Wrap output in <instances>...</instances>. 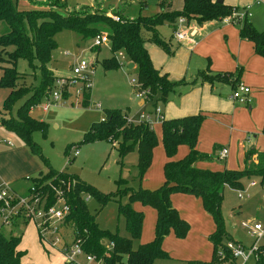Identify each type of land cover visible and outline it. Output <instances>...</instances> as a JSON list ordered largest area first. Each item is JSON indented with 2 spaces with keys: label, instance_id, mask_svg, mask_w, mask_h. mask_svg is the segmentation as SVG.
Returning <instances> with one entry per match:
<instances>
[{
  "label": "trees",
  "instance_id": "trees-1",
  "mask_svg": "<svg viewBox=\"0 0 264 264\" xmlns=\"http://www.w3.org/2000/svg\"><path fill=\"white\" fill-rule=\"evenodd\" d=\"M16 1L18 0H0V22H4L7 27V31L0 35V62L8 65L2 68L0 75V87L8 89L2 110L9 114L14 103L20 99L24 100L16 109L15 116L0 118V124L3 129L15 134L45 168V172L37 173L39 179L31 178L33 180L31 185L36 195L45 200L47 198L49 205L54 201V189L62 191L64 200L70 208L65 224L71 227L73 225L72 229L77 233L76 238L83 253L93 256L97 264H152L155 260L168 258L161 248V243L170 232L175 239H183L189 229L188 224L171 206L170 195L190 194L200 199L204 212L213 222L214 229L207 236L211 246L209 260L186 261L184 264L216 263L215 255L218 248L223 241L231 239L224 233L220 214L223 189L227 187L241 190L242 179H255L259 185H264V152L246 150L241 170L198 169L194 167V163L211 159L194 148L202 116L196 114L161 120V143L164 155L168 159L162 168L163 184L152 191L140 187L134 190L124 187L114 193L102 194L77 176L50 168L40 155L37 145L31 140L32 132L36 129L43 132V128L41 122L35 121L29 112L33 105L44 101L49 89H52L46 87V84L54 78L46 65L50 52L56 47L54 37L57 33L66 30L76 33L81 38L91 39L103 34L112 54L110 58L101 60L100 65L103 70L118 69L121 62L115 58V55L123 54L128 63L135 67L136 81L140 89L148 91L144 100L154 109L156 104L165 103L167 96L175 88L184 84L193 85L195 81L186 83L183 80H168L165 74L159 73L152 66L144 43L150 42L168 53V45L157 34L159 25L166 24L173 30L174 23L179 17L187 23L192 21L195 24L217 21L227 16L231 7L217 3L216 0H182L179 10L170 11L168 9L171 0H157L159 8L157 13L130 18L122 9L109 7L104 11L94 5L67 7L64 0H47L41 3V9L20 11L16 8ZM28 1L35 2V0ZM114 18L118 20L115 21ZM237 26L239 37L250 41L254 53L264 58V28L261 31L256 30L249 20H244ZM144 33L147 37L143 35ZM7 47H12V50L6 51ZM19 59L25 60L31 68H35V62L38 63L40 82L37 86L26 87L18 83L21 77L15 66ZM200 75L204 78L201 82L218 81L229 84L231 89L238 83L239 76L238 72L206 75L204 71L199 72ZM66 96L67 93L63 90L60 93V100ZM80 98L81 104L86 106L89 92L83 86L80 88ZM103 114L104 117L99 122L90 125L80 144L105 141L112 145L120 159L135 151L134 178L140 180L150 164L152 149L156 145L152 129L145 123H128L126 113L119 109L104 110ZM260 132L264 135V118ZM179 145L186 146L187 154L178 161L170 160ZM253 156L254 161H252ZM121 182H123L121 179L116 181L118 184ZM84 195L93 198L99 208L107 201H115L116 216L121 220V228L113 232L100 229L94 215L87 211ZM122 196L126 197L125 202H121ZM134 203L150 207L155 211L153 237L145 244H137L142 212L132 207ZM23 224L26 222L14 221L11 226ZM10 233L5 234L0 230V264H26L23 262L24 253L18 248L19 235Z\"/></svg>",
  "mask_w": 264,
  "mask_h": 264
},
{
  "label": "rangeland",
  "instance_id": "rangeland-1",
  "mask_svg": "<svg viewBox=\"0 0 264 264\" xmlns=\"http://www.w3.org/2000/svg\"><path fill=\"white\" fill-rule=\"evenodd\" d=\"M44 1L47 0H35L34 3L28 0H18L15 2V5L18 10H37L41 9V3ZM144 1L148 6L147 10L144 5L140 6L141 0H64L67 7L94 5L96 8L104 11H107L106 9L111 7L112 9H122L126 16L136 15L138 9L141 11L140 13L148 16L157 11L154 4L156 0ZM261 1L264 4V0ZM118 2H120V5H117ZM236 2V4H240L243 0H236ZM180 4L181 0H171L170 7L173 10H179L181 8ZM263 4L261 6L251 7L250 10L252 15L250 24L259 31L264 28ZM164 6L165 4H163ZM143 10L146 11L144 12ZM164 10L165 8H163ZM191 23L193 22L191 21ZM6 31L7 27L5 23L0 22V35ZM157 34L160 38L168 39L170 35L169 28L167 26L165 27L164 24L159 25L157 27ZM143 35L146 36L147 34L144 33ZM54 41L56 47L50 52L49 61L46 66L51 71L58 73L59 76L55 77L51 73L54 78L46 84V87L56 88L61 93L64 90L67 96L57 101L56 104L49 106L46 110L42 109L43 100L30 108V116L35 121L41 122L43 128V132L40 129L32 132V142L37 145L40 155L52 170L75 175L81 181L102 194L114 193L117 189H124V187L133 190L137 189L140 180L134 178L136 175L134 167L136 158L135 151L126 154L120 159L112 145L105 141L80 144L83 135L88 131L90 125L99 122L104 117V110H110L111 108L125 109L131 101H134V93L129 82L136 80L135 68L127 70L126 66H124L116 70H103L100 65L101 60L108 59L112 56L107 43L96 49L92 46L93 40L91 38H81L76 33L66 30L57 33ZM5 50L11 51L12 47H7ZM120 56V53L116 54L115 58L121 62L123 60L120 59ZM80 60L86 63H93L94 65L93 74L90 79V87L87 88L89 99L86 106L81 104V84L78 82L73 83L71 79V67ZM34 66L35 68H31L23 59H19L16 62L15 68L21 77L18 80L19 84L26 87H35L39 84L40 75L37 69L38 63L35 62ZM5 67H8V65L0 62V75L2 68ZM60 77L68 79L71 83H67L63 87L54 86L56 79ZM193 80L202 81L204 78L201 75L199 76L198 73ZM7 93L8 89L0 87V118H6L9 115L15 116L16 109L24 100L20 99L14 103L10 113L7 114L2 110L3 100ZM243 109L246 111V108ZM238 130L247 136L243 129ZM4 142H9L15 147L20 145L25 148L29 157L39 165L40 169L43 168L41 172H45V168L40 160L29 152L15 134L3 129L0 124V144H4ZM73 145H76L75 147L78 151L77 156L74 158H72L71 149H69ZM245 146L249 145L245 144ZM160 151L162 150L160 149ZM67 159H69V162H67ZM14 162L19 164L21 161L15 160ZM216 164L223 166L224 160L218 158ZM233 165L234 167L237 166L235 163ZM31 178L39 179L37 174ZM31 178H28L29 185L33 182ZM118 179H121L123 182L116 183ZM251 182L254 183L253 186L249 185ZM21 186V189L17 191L19 193L17 196H24L25 194L23 195V193L27 192L28 183H23ZM240 193L243 195V199L241 200L238 199V194ZM87 196L84 195L83 199L86 201L87 211L94 215L97 226L100 229H105L110 232L116 229L119 230L121 228V220L116 216V202L107 201L99 208L94 199ZM125 201L126 197L122 196L121 202ZM135 207H139V205L135 204ZM220 214L225 235L228 238L240 241L246 246L250 244V238L242 228V223L248 224L249 222H253L264 224V199L262 198V190L258 181L255 179H242L241 190H232L225 187L220 205ZM10 227L9 225H2L0 219L1 231L8 234L10 233ZM189 232L191 234L185 237L184 242L178 244V248L174 247V249H170L172 251H166L170 255V258L165 260L158 259L152 264H184L177 258L191 256L193 260H197L195 253L200 255L198 260H208L211 246L207 240V236L203 237L202 234L195 235L193 232ZM14 233L15 231L10 234ZM170 246L173 247V244L171 243ZM36 247L37 250L35 251L28 246L23 247V249L25 248L27 250L24 258L26 263L50 264L54 258H59L57 257L58 254H56L59 253L58 251L56 252V250L42 245L39 241L38 245L36 243ZM47 253L49 254L47 255ZM80 261L82 260L80 259ZM82 263L88 264L84 261Z\"/></svg>",
  "mask_w": 264,
  "mask_h": 264
},
{
  "label": "crops",
  "instance_id": "crops-1",
  "mask_svg": "<svg viewBox=\"0 0 264 264\" xmlns=\"http://www.w3.org/2000/svg\"><path fill=\"white\" fill-rule=\"evenodd\" d=\"M141 2L147 10L148 6L145 1L141 0ZM222 3L230 7H242L245 4L255 7L263 4L261 1L260 4L253 6L252 0H243L240 4H236V0H222ZM154 4L157 11L153 14L159 11L157 0ZM117 5H120V2ZM180 5H182V0ZM168 10L174 11L171 7ZM140 12L138 9L136 15L128 17L148 16ZM186 24L187 27H194L195 33L189 40L181 42L173 39L172 29L164 24L165 27L169 28L170 35L168 39L162 37L161 39L168 45V53L150 42L144 43V48L148 53L152 66L159 73L165 74L168 80H183L186 83L192 81L202 71L208 75L238 72V82L250 89L251 102L247 106H242L231 101L229 99L231 92L229 84L218 81L210 83L195 81L193 85L184 84L175 88L167 96L165 103H158L156 107L159 108L162 120L196 114L202 116L194 148L199 153L211 157V159L198 161L194 163V167L209 171L241 170L243 168V155L246 150L254 149L257 152H264V135L260 132L264 118V58L254 53L250 41L239 37L237 25L223 24L219 21L201 24L186 22ZM120 57L123 61H121L119 68L127 66L128 61L124 55L121 54ZM132 68H135L134 65H132ZM51 73L55 77L59 76L56 72L51 71ZM133 99L134 101H131L125 109H116L124 111L127 117L133 120L139 114H150L152 112V107L146 101L135 96H133ZM243 108H246V111ZM150 128L155 135L156 145L152 149L150 164L138 186L147 191L155 190L163 184L162 168L164 163L168 161L162 148L160 122L153 123ZM238 129H243L247 136ZM244 143L249 146H245ZM221 148H225L227 154L221 159L224 160L223 166H218L216 161L219 158L218 153ZM187 151L186 146H177L170 160L178 161L182 159ZM15 160L21 162L17 164L14 162ZM254 160L255 157L253 156L252 161ZM234 163L237 165L236 167H234ZM42 169L29 157L26 149L22 146L15 147L12 144H0V181L6 184L14 194H19L17 191L21 189L23 183L27 182L28 188V178L35 176ZM169 201L178 216L189 226L186 236L191 234L189 232L191 231L195 235L202 234L205 237L213 231V222L209 215L204 212L199 198L186 193H173L170 195ZM135 204L137 203H134L132 207L142 212L137 244H145L152 240L156 215L152 208L140 206V204H137L139 207H135ZM11 227L12 229H10ZM11 227L9 232L15 231L13 235L17 234L20 237L18 248L23 251V262L26 263L24 258L27 250L25 248L24 250L23 247L28 246L33 251L37 250L36 243L38 245L39 240L36 229L31 223ZM185 237L175 239L170 232L161 243L162 250L167 254L168 251H172L170 249L178 248V244L184 242ZM171 243L173 247L170 246ZM56 254L59 258H54L50 264H64L63 257L59 253ZM178 255L182 257L180 254ZM195 255H197V260H193L191 256L177 259H180L183 263L186 261L205 262L209 260H198L200 255L196 253ZM168 258H170V255H168Z\"/></svg>",
  "mask_w": 264,
  "mask_h": 264
},
{
  "label": "built area",
  "instance_id": "built-area-1",
  "mask_svg": "<svg viewBox=\"0 0 264 264\" xmlns=\"http://www.w3.org/2000/svg\"><path fill=\"white\" fill-rule=\"evenodd\" d=\"M253 4H260L261 0H252ZM251 6L231 7L227 16L220 18L218 21L223 24L237 25L244 20L251 18ZM117 21V18H114ZM195 33L194 27H187L186 21L179 17L174 23L172 37L177 42L189 40ZM92 42L94 48L100 47L107 43L103 34L95 36ZM93 63H86L80 60L71 67V79L73 83H80L84 88L90 87V79L93 74ZM71 83L66 78L56 79L54 86L63 87ZM134 96L140 99H146L147 90L140 89L137 81H130ZM60 90L52 88L45 98L42 109L46 110L49 106L60 101ZM229 99L239 105L247 106L251 102L250 89L242 83H237L229 94ZM145 101V100H144ZM128 123H145L149 127L155 122H161L162 117L158 107H155L150 114H139L136 119L126 117ZM11 145L9 142H4ZM72 158L77 156L78 151L75 146L71 148ZM227 150L221 148L218 153L219 159L226 156ZM259 184V183H258ZM253 186L254 183H249ZM262 198L264 199V185L260 184ZM33 186L30 184L24 196H17L10 188L0 181V219L1 224L8 226L14 221H23L31 223L37 233L39 242L53 250L58 251L64 263L69 264H97L94 257L84 254L79 240L76 238L77 233L71 225L65 224V218L69 213V206L65 202L61 190L54 189V198L52 204H47L46 200L37 196ZM238 199H243V195L238 194ZM242 228L250 238V244L247 246L235 239H227L218 248L214 264H259L264 263V224L259 223H242ZM110 246V245H109ZM227 257V258H226ZM80 259L82 261H80Z\"/></svg>",
  "mask_w": 264,
  "mask_h": 264
},
{
  "label": "water",
  "instance_id": "water-1",
  "mask_svg": "<svg viewBox=\"0 0 264 264\" xmlns=\"http://www.w3.org/2000/svg\"><path fill=\"white\" fill-rule=\"evenodd\" d=\"M217 3H222V0H216ZM132 68V64L131 63H128L127 66H126V69L129 70Z\"/></svg>",
  "mask_w": 264,
  "mask_h": 264
}]
</instances>
